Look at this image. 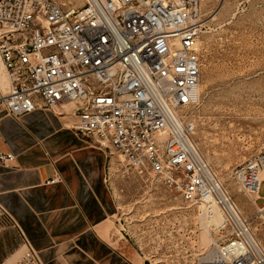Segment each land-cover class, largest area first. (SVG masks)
Listing matches in <instances>:
<instances>
[{"label":"built area","instance_id":"obj_1","mask_svg":"<svg viewBox=\"0 0 264 264\" xmlns=\"http://www.w3.org/2000/svg\"><path fill=\"white\" fill-rule=\"evenodd\" d=\"M201 25L202 0H0V107L15 117L55 108L145 184L217 206L225 233L198 264H264V243L195 138ZM15 158L0 151L2 166ZM231 175L261 194L264 219V145ZM13 264L44 263L28 244Z\"/></svg>","mask_w":264,"mask_h":264},{"label":"rangeland","instance_id":"obj_2","mask_svg":"<svg viewBox=\"0 0 264 264\" xmlns=\"http://www.w3.org/2000/svg\"><path fill=\"white\" fill-rule=\"evenodd\" d=\"M199 45L197 145L264 243V219L231 175L264 145V0H202ZM114 155L108 181L118 204L115 230L129 235L144 264H198L215 249L225 231L206 224L200 204L188 206L164 185L145 184ZM18 240L14 227L0 225V247Z\"/></svg>","mask_w":264,"mask_h":264},{"label":"crops","instance_id":"obj_3","mask_svg":"<svg viewBox=\"0 0 264 264\" xmlns=\"http://www.w3.org/2000/svg\"><path fill=\"white\" fill-rule=\"evenodd\" d=\"M72 120L55 108L15 117L0 107V151L16 156L0 165V225L20 239L0 247V264H13L28 244L44 264H144L129 235L115 230L108 149Z\"/></svg>","mask_w":264,"mask_h":264},{"label":"bare ground","instance_id":"obj_4","mask_svg":"<svg viewBox=\"0 0 264 264\" xmlns=\"http://www.w3.org/2000/svg\"><path fill=\"white\" fill-rule=\"evenodd\" d=\"M2 64V63H1ZM2 77L3 80H0V86L5 89L7 87V78L4 73V68L2 65ZM114 160V157L111 158V161ZM249 198L252 203L253 200L257 197V192H249ZM258 196H261V194H258ZM199 206V205H198ZM200 208L205 212V222H207V225L212 226L214 229L221 228L224 225V215L222 211L217 206H205L203 204H200Z\"/></svg>","mask_w":264,"mask_h":264}]
</instances>
